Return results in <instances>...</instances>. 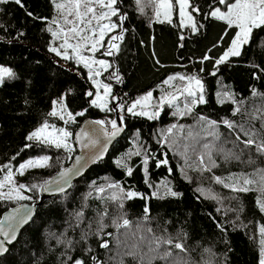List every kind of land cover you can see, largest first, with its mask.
<instances>
[{
	"label": "trees",
	"instance_id": "obj_1",
	"mask_svg": "<svg viewBox=\"0 0 264 264\" xmlns=\"http://www.w3.org/2000/svg\"><path fill=\"white\" fill-rule=\"evenodd\" d=\"M56 4L0 3V64L14 74L0 83V164L16 169L27 159L48 157L47 166L19 174L29 198L0 199V219L15 205L38 200L42 185L70 163L82 120L112 127L119 119L124 132L67 192L44 200L0 264H260L264 211L257 201L264 199V154L245 142L264 140V26L253 30L240 55L217 65L237 32L211 16L215 8H226L219 0H189L195 31L181 25L175 8L171 22L161 23L151 0H142L143 11L136 0H117L118 15L111 17L117 27L95 53L109 65L99 75L111 89L101 110L92 104L89 70L49 51ZM112 36H122L112 41L118 49L104 55ZM181 76L203 85L204 103L192 106L190 97L181 96L191 112L169 103L151 119L128 111L148 92L153 107L159 98L176 95L185 86ZM170 77L177 79L165 84ZM53 101L75 118L49 115ZM45 122L70 133L71 151L27 139ZM245 177L254 183L243 185ZM237 182L251 190L225 187ZM169 239L172 244L164 243ZM165 251L170 255L160 258Z\"/></svg>",
	"mask_w": 264,
	"mask_h": 264
},
{
	"label": "snow or ice",
	"instance_id": "obj_2",
	"mask_svg": "<svg viewBox=\"0 0 264 264\" xmlns=\"http://www.w3.org/2000/svg\"><path fill=\"white\" fill-rule=\"evenodd\" d=\"M9 0H0V3H8ZM15 3L20 4L21 0H14ZM155 7V15L158 22H171V11H172V2L171 0H151ZM176 3L179 4L180 8V16H181V25L184 26L185 22H192L191 26L193 31L196 30V25L192 21V16L186 12V9L190 7L189 0H176ZM220 4H223L227 7L226 12H222L219 8L214 9L211 12V16L215 19L224 21L229 27H235L238 29L235 37L231 41V45L228 49L223 53V55L216 60V64L219 65L226 61L229 56H238L240 55V51L243 45L248 44L253 30L264 26V0H234L233 3H228L227 0H219ZM137 6L143 11L142 0H136ZM22 6V5H21ZM117 0H69L68 4H57V8L60 10L67 9L66 14L62 11L63 22L65 26L70 27H62L58 22L56 23L57 30L53 31L51 28L48 30L52 32V36L54 39H60L63 37L62 43L60 44L59 49L55 47H50V52H55L57 55H62L64 59L69 58V50H71L72 57L76 59L78 63H82L83 66L89 69V77L93 78V76H99V70H93L92 65L98 64L100 68L107 70L109 65L103 60H95L93 56L99 50V47L103 46V41L105 35L115 29L117 27L116 24L111 22V17L117 16ZM97 7L101 9V11L97 12ZM106 9V11L104 10ZM192 11H197V9L193 8ZM163 17V19H161ZM119 19L123 21L125 17L123 15L119 16ZM93 21H95V26H93ZM102 21H108L107 23H102ZM75 39L77 42L75 44L71 43V41ZM122 36H112L109 41V47L104 52V55H111L114 49H118V45L112 43V41L120 40ZM83 42V43H82ZM61 49L63 52H61ZM84 51L91 52V56L83 55ZM205 60L209 59V57L205 56ZM214 74V73H213ZM14 74L5 68H0V83H3L4 79L12 78ZM117 79H119L117 77ZM177 79V77H170L169 80ZM180 80H187V84L180 89L182 95H186L187 97L192 98L190 103L194 106L196 103H204V96L201 94L197 96V92H203V85L199 79L196 77H179ZM97 89L100 87L104 88V95L107 96L110 94L111 89L108 85H101L99 81L93 80ZM169 81L166 80L165 84ZM92 95V93H89ZM151 93H148L147 96L137 100L132 106L128 109L129 112H132L134 115H146L150 119L154 118V116L158 115V113H149L147 111L135 112L134 109L137 105H141L142 108L147 107L145 102L151 99ZM177 97L174 95L161 97V103L167 101L171 104ZM62 100V98H61ZM60 103V101H53V110L49 113V115L56 116L60 115V118L63 119V110L58 113L56 109V105ZM93 106L100 107L101 110H104L107 107L106 102H104L103 97L97 94L96 99L92 101ZM61 108L63 106L61 104ZM191 112V107L189 104H185L184 113ZM181 113V114H184ZM77 115H83V113H77ZM68 118L73 119L72 115L68 113ZM203 119V118H201ZM97 124H101V121H96ZM210 124H214V122H209ZM225 125L229 128H232L233 125L229 121H224ZM113 129H116V123L112 122ZM176 127L173 125V128ZM49 125L45 122L35 131L29 134L27 137L28 140H35L40 143H47L50 145H55L57 148L63 147L67 151H71V147L69 145L68 137L70 133L67 131L60 129H52V131H48ZM119 131V129H117ZM168 132H172V128L168 129ZM116 133L113 132L112 135ZM239 139V137H238ZM255 145L258 152L264 154V140L260 143H256L251 137L245 142L246 147H251ZM205 147H208L205 145ZM232 154L226 155V159L229 158ZM238 158V157H235ZM201 164H203V155L200 158ZM48 157H43L39 160H30L26 164L20 166L19 174L23 175V171L29 167H44L47 166ZM162 163H167V161H163ZM145 164L147 161L145 160ZM159 166V165H158ZM213 166H215L213 162ZM207 170V169H205ZM128 173L131 174L132 169L128 168ZM61 175H66V173H62ZM4 180L11 185L7 192L0 191V199H16V200H24L28 199L21 194V190H29L26 186L21 183L19 185H15V182L12 179V172L9 171L8 174L4 177ZM217 183H222L219 178H216ZM254 181L248 178L243 179V185H251ZM261 191L264 192V175L261 176ZM5 187L4 183H0V189ZM32 188H36L37 185L33 184ZM110 187H117V185H110ZM225 187H230L232 191H241L247 192L251 189L249 187L239 185V182L236 184L228 185L225 184ZM63 191V188L59 189ZM101 191H103L101 189ZM172 195H177L176 193H171ZM135 193L128 192L127 196L131 198ZM214 198V197H213ZM115 199V197H113ZM258 206L261 211H264V199H258ZM147 212V209H145ZM27 216H22L17 223L26 222ZM129 224L128 220H123V226L127 227ZM9 228L12 229V238L15 237V230L12 225H9ZM262 233H264V229H261ZM0 233H3L5 236L8 235V232L4 230L3 227H0ZM164 243L172 244V240H166ZM107 247L106 244L103 245ZM175 248L183 250V246L180 243H176L174 245ZM2 250V247H0ZM170 253L165 251L160 258H166ZM75 264H82L81 261L77 260ZM261 264H264V250L261 253Z\"/></svg>",
	"mask_w": 264,
	"mask_h": 264
},
{
	"label": "water",
	"instance_id": "obj_3",
	"mask_svg": "<svg viewBox=\"0 0 264 264\" xmlns=\"http://www.w3.org/2000/svg\"><path fill=\"white\" fill-rule=\"evenodd\" d=\"M119 129V131H117ZM115 132V135L112 133ZM124 127L117 119L116 129L97 124L95 120L86 118L82 120L74 133V145L76 153L70 163L59 169L40 188L39 198L33 202H22L7 210L0 219V227H3L8 235L0 233V258L3 257L18 239L21 231L33 220L37 208L42 205L46 198H54L67 192L73 182L81 178L98 161L106 158L111 146L120 138ZM66 173V175H61ZM63 188V191L59 189ZM22 216H27L26 222L17 223ZM15 230V237L12 238V229ZM90 264H99L95 259Z\"/></svg>",
	"mask_w": 264,
	"mask_h": 264
},
{
	"label": "rangeland",
	"instance_id": "obj_4",
	"mask_svg": "<svg viewBox=\"0 0 264 264\" xmlns=\"http://www.w3.org/2000/svg\"><path fill=\"white\" fill-rule=\"evenodd\" d=\"M171 2H172V11H171V19H172V16H173V9L175 8L176 10H177V15H178V18H179V20H180V22H181V16H180V8H179V4L178 3H176V0H171ZM61 3H63V4H68L69 3V0H57V4H61ZM57 4H56V6H57ZM217 8H219L222 12H226L227 11V7L224 9V8H222V7H217ZM216 9V8H215ZM105 11H106V9H104ZM57 11L59 12V15H58V17H56L55 19H58V20H56L55 22H58L62 27H65V28H67V27H70V26H65L64 25V22H63V16H62V11L66 14V12H67V9H63V10H60V9H58L57 8ZM99 11H101V9H99V7H97V12H99ZM186 12L188 13V14H190L191 16H192V21L194 22V17H193V14L191 13V11H190V9H189V7L186 9ZM60 18V19H59ZM155 18H156V15H155ZM161 19H163V17H161ZM108 21H102V23H107ZM112 22V21H111ZM95 21H93V26H95ZM191 23L192 22H188V21H186L185 22V26H191ZM195 23V22H194ZM55 24V26H56V23H54ZM192 27V26H191ZM57 30V27L55 28V30L54 31H56ZM114 30V29H113ZM237 31H238V29H237ZM109 33V32H108ZM107 33V34H108ZM106 34V35H107ZM105 35V36H106ZM235 37V36H234ZM62 40H63V37H61L60 39H54L53 38V36H52V40H51V42H50V47H55V48H57V49H59V47H60V44L62 43ZM77 41L75 40V39H73L72 41H71V43H73V44H75ZM83 43V42H82ZM231 45V44H230ZM100 48V47H99ZM61 52H63V50L61 49ZM83 55H86V56H91L92 55V53L91 52H88V51H84L83 53H82ZM62 56V55H61ZM69 58L71 59V58H73L72 57V53H71V50H69ZM73 59H75V58H73ZM93 59H95V60H99V59H97L96 58V56L94 55L93 56ZM76 60V59H75ZM78 63V62H77ZM82 64V63H81ZM0 68H5V69H8L9 70V68H8V66H6V65H4V64H0ZM92 68H93V70L95 71V70H99V72L102 70V68H100L99 67V65L98 64H94V65H92ZM89 70V69H88ZM88 75H89V71H88ZM187 77H191V76H187ZM186 77V78H187ZM193 77V76H192ZM96 80V81H99L100 82V79H99V76H93V78H91V81H92V83H93V86H94V88H95V91H94V94H93V100H95L96 99V96H97V94H99L101 97H103V100H104V102H106V104H107V100H108V96L109 95H107V96H105L104 95V88L103 87H100L99 89H97V87L95 86V84H94V82H93V80ZM168 81L170 82L171 80H169L168 79ZM185 85L187 84V80L185 79ZM100 84L101 85H103L101 82H100ZM148 93H151L152 94V92H148ZM148 93H146V94H144L141 98H143V97H145V96H147L148 95ZM199 94H201L200 92H197V96H199ZM169 95H171V94H169ZM169 95H167V96H169ZM174 95V94H173ZM174 96H176L177 97V99L176 100H174L170 105H172L174 108H176V109H178L179 108V106H181V107H183L184 106V100H182V94H181V92H177L176 93V95H174ZM152 97H153V95H151V99L149 100V101H147V102H145L146 104H147V107H144V108H142V106L141 105H137V107L134 109V111L135 112H140V111H147V112H149V113H158L159 112V110H160V107H161V105L162 104H164V103H168L167 101H165L164 103H161V98H159V101H158V105L156 106V107H153V104H152ZM183 97H185V96H183ZM140 98V99H141ZM140 99H138V100H140ZM192 99V98H191ZM136 102V101H135ZM134 102V103H135ZM133 103V104H134ZM132 106V105H131ZM131 106H129V108L131 107ZM63 107H64V105H63ZM128 108V109H129ZM56 109H57V112L58 113H60L62 110H63V115H64V119H69L68 118V113L69 112H67L66 110H65V108H61V103H58L57 105H56ZM53 110V109H52ZM56 116H59L60 117V115L58 114V115H56ZM146 116V115H145ZM72 117H73V119L75 118V116L74 115H72ZM70 120H72V119H70ZM56 129L57 130V132H58V130H60V129H63V130H65V131H67L65 128H61V127H56V126H52V125H49V129H48V131H52V129ZM68 143H69V137H68V141H67ZM41 158H43V157H41ZM41 158H39V157H37V158H34V159H27L25 162H23V163H21V165H23V164H26L28 161H30V160H39V159H41ZM21 165H19L16 169H14L13 167H12V165L11 164H0V183H4L5 184V187L3 188V189H0V191H4V192H7L8 190H9V187L11 186V185H9L5 180H4V177L8 174V172L9 171H11L12 172V179H13V181L15 182V185H19V184H21V181L19 180V178H18V176H19V169H20V166ZM18 174V175H17ZM17 175V176H16ZM21 194L22 195H24V196H26V197H28V192H27V190L25 191V190H21ZM10 200H16V199H10ZM24 200H26V199H24ZM261 264V263H260Z\"/></svg>",
	"mask_w": 264,
	"mask_h": 264
}]
</instances>
